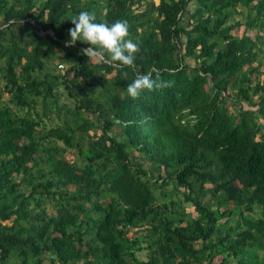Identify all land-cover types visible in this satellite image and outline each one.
<instances>
[{"label": "trees", "instance_id": "trees-1", "mask_svg": "<svg viewBox=\"0 0 264 264\" xmlns=\"http://www.w3.org/2000/svg\"><path fill=\"white\" fill-rule=\"evenodd\" d=\"M0 264H264V0H0Z\"/></svg>", "mask_w": 264, "mask_h": 264}, {"label": "clouds", "instance_id": "clouds-1", "mask_svg": "<svg viewBox=\"0 0 264 264\" xmlns=\"http://www.w3.org/2000/svg\"><path fill=\"white\" fill-rule=\"evenodd\" d=\"M69 20L74 27L68 29L70 39L65 41L66 46H74L79 40L89 45L82 50L89 60L110 62L117 67H134L136 54L140 52V42L129 38L126 20L117 19L111 24L107 21L97 22L96 14L89 11H80ZM170 86L171 82L161 81L158 72L155 79L151 72H137L127 86V94L137 99L144 90L154 91Z\"/></svg>", "mask_w": 264, "mask_h": 264}, {"label": "rangeland", "instance_id": "rangeland-1", "mask_svg": "<svg viewBox=\"0 0 264 264\" xmlns=\"http://www.w3.org/2000/svg\"><path fill=\"white\" fill-rule=\"evenodd\" d=\"M154 1H156V0H154ZM232 33H233V34H237L236 30H232ZM53 60H54V64L58 63V60H57L56 57H54ZM188 61L191 62L190 60H188ZM252 65H254V63H253ZM56 66H57V64H56ZM260 68H263V65H262ZM261 77H262V75H260V78H261ZM137 256H138L139 258L143 259V258H144V251H140V252H138V253H137Z\"/></svg>", "mask_w": 264, "mask_h": 264}]
</instances>
